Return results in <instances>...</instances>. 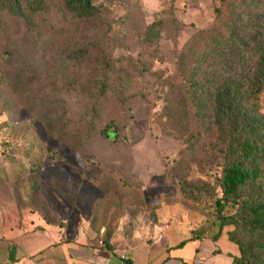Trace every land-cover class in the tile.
I'll list each match as a JSON object with an SVG mask.
<instances>
[{
  "label": "rangeland",
  "instance_id": "rangeland-1",
  "mask_svg": "<svg viewBox=\"0 0 264 264\" xmlns=\"http://www.w3.org/2000/svg\"><path fill=\"white\" fill-rule=\"evenodd\" d=\"M214 1L220 0H92L100 18L89 23L47 0L31 29L0 17V68L23 77L9 81L16 111L0 102L1 223L22 209L43 208L51 223L69 233L85 228L95 242L114 226H153L151 217L157 235L217 224L209 200L180 189L183 178L214 183L218 168L211 109L197 112L182 90L187 77L226 67L219 56L201 64L191 58L197 30L214 21ZM237 14L251 27V8ZM77 49L85 51L79 61ZM28 82L47 89L40 99L56 114L64 110L63 138L19 106ZM255 100L264 113V84ZM110 119L115 138L100 132Z\"/></svg>",
  "mask_w": 264,
  "mask_h": 264
},
{
  "label": "trees",
  "instance_id": "trees-1",
  "mask_svg": "<svg viewBox=\"0 0 264 264\" xmlns=\"http://www.w3.org/2000/svg\"><path fill=\"white\" fill-rule=\"evenodd\" d=\"M56 1L73 21L90 23L100 18V10L92 0ZM241 6L251 8V27L240 23L237 8ZM45 10L47 0H0V17L10 16L16 26L28 29L36 25ZM214 11L212 25L197 30L201 40L191 58L201 64L209 57L219 56L226 67L222 70L213 67L204 75L187 77L182 90L197 112L204 106L211 109L215 137L221 144L218 168L214 183L183 178L180 189L188 197L211 202L217 221L213 237L227 226L228 239L238 246V254L232 256L230 264H264V113L259 111L255 100L264 84V0L214 1ZM77 50L74 54L79 61L85 57V51ZM11 79L22 81L23 77L18 70L9 72L0 68V102L7 111H16L18 98L15 85L9 86ZM41 86L28 82L24 102L19 106L40 119L48 134L63 138L66 123L59 125L58 120L64 110L56 114L50 101L40 99L47 93ZM105 91L103 84L99 86L100 94ZM117 128L110 119L100 132L106 138H115ZM69 146L76 145L69 143ZM39 164V158L29 161L32 170ZM32 211L50 222L43 208L33 207ZM116 212L113 217H117ZM151 220L155 225V218ZM114 230L115 226L105 231L100 246L112 247L109 238ZM9 255L11 258V248Z\"/></svg>",
  "mask_w": 264,
  "mask_h": 264
},
{
  "label": "crops",
  "instance_id": "crops-1",
  "mask_svg": "<svg viewBox=\"0 0 264 264\" xmlns=\"http://www.w3.org/2000/svg\"><path fill=\"white\" fill-rule=\"evenodd\" d=\"M226 229L215 237L216 225L181 234L171 227L157 235L154 225L136 223L128 232L122 225L109 238L112 247L105 248L85 228L69 233L22 209L0 221V264H230L238 246Z\"/></svg>",
  "mask_w": 264,
  "mask_h": 264
}]
</instances>
